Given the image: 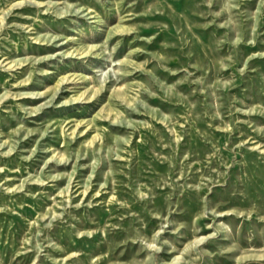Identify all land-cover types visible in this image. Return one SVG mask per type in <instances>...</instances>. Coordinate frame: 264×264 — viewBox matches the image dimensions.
<instances>
[{"label": "rangeland", "instance_id": "374dc122", "mask_svg": "<svg viewBox=\"0 0 264 264\" xmlns=\"http://www.w3.org/2000/svg\"><path fill=\"white\" fill-rule=\"evenodd\" d=\"M0 264H264V0H0Z\"/></svg>", "mask_w": 264, "mask_h": 264}]
</instances>
